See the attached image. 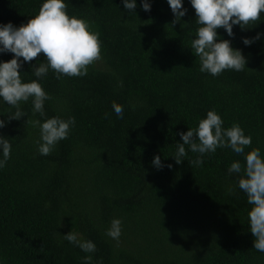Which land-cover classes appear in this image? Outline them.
I'll return each mask as SVG.
<instances>
[{
	"label": "trees",
	"instance_id": "trees-1",
	"mask_svg": "<svg viewBox=\"0 0 264 264\" xmlns=\"http://www.w3.org/2000/svg\"><path fill=\"white\" fill-rule=\"evenodd\" d=\"M43 2L0 0V24H26ZM64 2L70 17L99 33L102 59L84 76L60 79L51 69L34 75L47 63L43 53L23 62L22 80H36L52 97L43 117L33 113L30 98L20 105L26 115L8 120L16 109L0 98L6 121L0 135L12 146L0 168V264H85L88 256L90 264H264L240 174L228 172L245 156L217 148L196 166L190 162L199 153L185 145L182 162L174 158L179 133L197 128L209 110L226 129L239 124L252 137L245 153L259 148L264 158V12L248 29L233 25L232 37L217 29V40H229L247 63L243 71L212 76L200 71L190 47L199 27L190 0H182L187 12L175 25L167 0H149L150 12L136 0L135 13L123 0ZM257 33L251 45L243 43ZM12 58L0 53V62ZM52 117H74L75 124L45 156L38 151L40 128L30 121ZM156 155L163 168L152 164ZM114 219L122 222L118 241L107 235ZM69 231L94 242L96 251L69 243Z\"/></svg>",
	"mask_w": 264,
	"mask_h": 264
},
{
	"label": "clouds",
	"instance_id": "clouds-1",
	"mask_svg": "<svg viewBox=\"0 0 264 264\" xmlns=\"http://www.w3.org/2000/svg\"><path fill=\"white\" fill-rule=\"evenodd\" d=\"M174 14L172 24L180 22L187 9L182 0H167ZM196 13V23L199 25L196 38L191 41V49L200 60V71L219 76L225 70L243 71L247 59L239 49L231 47L229 40H217V29L223 28L227 34L234 36L233 25L241 29H248L261 20L264 12V0H190ZM125 9L135 13L136 0H123ZM142 8L151 11L149 0H142ZM67 4L64 0H44L38 13L31 17L26 24L19 27L12 22L0 24V53H12L13 58L0 62V98L16 111L8 116V120H19L26 114L20 105L32 99L33 113L45 116L44 102L52 97L44 90L42 85L33 80L24 82L19 69L23 62H31L43 53L47 63H41L33 68L34 75L38 78L45 77L49 69L56 78L61 76L80 77L87 74L88 67L102 59L101 41L99 33L90 30V23L83 18L70 17L66 12ZM256 37L243 38L245 45H251ZM22 58V60H21ZM114 112L123 118V106L118 103L112 105ZM107 115V114H106ZM33 126H39L41 140L39 153L50 155L57 143L67 139L75 118L68 120L52 117L43 123L40 120L30 121ZM224 121L214 110L207 112L206 118L199 121L198 127L189 128L187 132H180L183 143L177 145L175 161L180 164L183 157L187 156L185 145L191 152L199 156L190 163L196 166L203 164L206 153H215L217 148H230L238 155H244L242 163L236 160L231 163L228 172L240 174L238 187L247 196V203L251 205L248 212L250 231L254 239V248L264 252V158L259 148H252L245 153V149L252 144V137L245 135L239 124L230 128L223 127ZM6 126V121L0 119V128ZM11 144L7 138L0 135V150L3 160L0 168L6 166L10 159ZM152 164L163 168L161 157L156 155ZM169 168L171 164L167 165ZM234 189L229 188V194H234ZM122 222L114 219L107 235L119 240L122 234ZM64 238L77 245L84 252H95L96 245L91 240H84L76 232L69 231ZM85 264H90L91 257H85Z\"/></svg>",
	"mask_w": 264,
	"mask_h": 264
}]
</instances>
